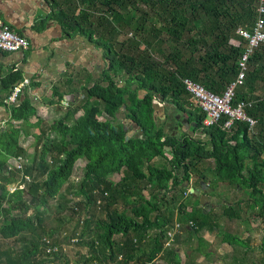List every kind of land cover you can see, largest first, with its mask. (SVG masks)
Listing matches in <instances>:
<instances>
[{
    "label": "trees",
    "instance_id": "1",
    "mask_svg": "<svg viewBox=\"0 0 264 264\" xmlns=\"http://www.w3.org/2000/svg\"><path fill=\"white\" fill-rule=\"evenodd\" d=\"M48 1L64 37L89 43L95 75L82 78L83 68L67 92L54 88L59 109L47 121L23 72H0V110L9 116L0 124V264H73L64 248L71 244L88 249L76 264H181L177 248H165L176 227L187 235L184 245L198 242L205 259L201 232L230 246L234 236L220 232V223L245 220L246 193L252 217L264 224V47L250 57L234 103H253L247 113L254 128L238 121L226 129L224 120L204 126L184 84L188 79L221 95L237 79L247 45L238 30H253L258 0ZM22 85L18 104H10ZM162 105L183 114L188 130L167 132L157 116ZM206 170L243 196L241 211L221 200L217 215L188 191L192 174L208 182ZM206 184L215 195L216 185ZM53 208L54 227L47 222Z\"/></svg>",
    "mask_w": 264,
    "mask_h": 264
},
{
    "label": "crops",
    "instance_id": "2",
    "mask_svg": "<svg viewBox=\"0 0 264 264\" xmlns=\"http://www.w3.org/2000/svg\"><path fill=\"white\" fill-rule=\"evenodd\" d=\"M53 12V4L48 0H0V22L10 25L17 34H22L31 43L30 49L25 52H0V72H23L24 79L30 85L28 95L33 103H36L39 112L52 111L54 107L59 109L56 96L54 98L53 95L54 88L62 94L67 92L68 80L75 78L83 68L87 71L82 78L86 76L85 73L95 75L94 67L86 58L89 43L83 37L65 38L60 25L53 17ZM33 85L37 87L33 88ZM157 108V116L160 120H165L169 114L167 108L163 105ZM8 119L9 116L0 110V124H4ZM229 206L234 205L229 203ZM236 219L227 220L230 226L233 224V228L240 223ZM246 220L247 218L242 221ZM253 220L251 226H247V232L238 236L247 241L249 247L252 246L250 264H262L264 225L261 219ZM242 227H246V224Z\"/></svg>",
    "mask_w": 264,
    "mask_h": 264
},
{
    "label": "rangeland",
    "instance_id": "3",
    "mask_svg": "<svg viewBox=\"0 0 264 264\" xmlns=\"http://www.w3.org/2000/svg\"><path fill=\"white\" fill-rule=\"evenodd\" d=\"M86 82L82 81L80 82V86L84 85ZM224 93V92H223ZM222 93V94H223ZM8 105H10L8 103ZM160 107V106H159ZM40 117L45 118L47 121L51 120L52 117V112L48 111V112H39ZM123 119V117L121 118ZM99 120H103V118H99ZM184 121L186 122L187 119L184 118ZM125 123V122H124ZM127 123V122H126ZM186 130H188V127H185ZM173 130V128H172ZM37 132V130H33V132ZM197 133H191L192 135H197ZM34 141V138L31 137L30 138V142L28 143V145L30 146ZM32 151V149H31ZM208 162H211L210 160H208ZM206 163V162H205ZM85 166V162L82 160L79 162V167H78V171H77V175L78 173L81 171V167ZM206 177H207V181L206 183H210L211 186L216 185L214 188V193L215 195H210V187L208 188V186H206L207 184L202 181V180H196V175L192 174L191 176V181L188 185V191L191 192L193 187L196 189H200L199 195L194 196L195 198L200 197V194H204L207 196V194H209V197L207 196V198L210 200H208L207 203H205L206 205H210L212 204V208L215 214L217 215H221L222 213V209L219 207L221 204V200L223 201V204H233V208L236 212L241 211V207L238 205V200L243 198V196L241 194L238 193L237 190L229 188L228 186H222V184H218L216 183L213 177V174L208 172L207 170L204 172ZM74 178H76V176H74ZM116 179V178H113ZM199 181V182H198ZM222 186V187H220ZM226 189V191H225ZM232 189V191H231ZM229 191V192H227ZM221 193V194H220ZM219 194V195H218ZM188 196V194H186V197ZM246 199H245V203L243 206L246 207V203H247V210H246V216L245 218H247L246 221H242L243 218L241 219H236L240 221V223L238 225H236L233 228V224L232 226H230V223L225 219L222 220L220 223V228L219 231L220 232H229V233H233L234 238L233 240L230 241V246L229 245H221L220 242V238H218V236L216 237L215 234L212 233H208L207 230L204 232H201V236L204 237V239L206 240L207 245L205 247H203V249H205L207 247V252L209 253L208 258L203 259L201 257V254H199L198 251H196V248L198 247V242L197 241H193L190 245H184V241L185 238L187 237L186 233L181 232L180 228L179 231L176 233H172L173 237L172 239H168L165 242V248L168 249H175L177 248L178 251V258L180 260L181 264H207L206 261L211 262L213 264H217L216 261H219L220 264H224L223 261H221L222 259V254L223 252L226 253V259H225V264H229L232 262L238 263V264H248V260L252 257L251 253H252V246L249 247L250 245L248 244L247 241L243 240V238L241 236L238 235H242L245 234L247 232V226L250 227L253 220L252 217V213L254 212V201L251 198V195L248 193H246ZM225 200V201H224ZM185 202L188 203L190 202V204L193 202L192 198H187L185 199ZM56 204V203H55ZM54 204V205H55ZM204 207V206H203ZM191 207L188 206V210L190 211ZM259 209V207L257 208ZM258 212V211H257ZM63 216V215H62ZM65 217V216H63ZM66 217H69L66 215ZM259 219V218H258ZM262 219V218H261ZM263 221V220H262ZM261 221V223H262ZM47 222L49 224V226H57L58 224V217H57V213L55 211V209L53 208V210L51 211V213L48 216ZM75 224V220H71L70 223L68 224L67 228H71L73 225ZM246 224V227H242ZM264 225V224H263ZM178 226H183L181 224H179ZM229 228V229H228ZM221 235V234H220ZM170 240V241H169ZM188 246H190V248H188ZM225 246V248H224ZM64 248L67 252V254L69 255V257L71 258L73 264H76V260L78 258V254H86L87 253V248H83L81 246H77V245H64ZM251 249V250H250ZM216 251V252H215ZM206 260V261H205ZM163 261H161L159 259V263L161 264ZM193 262V263H192Z\"/></svg>",
    "mask_w": 264,
    "mask_h": 264
},
{
    "label": "built area",
    "instance_id": "4",
    "mask_svg": "<svg viewBox=\"0 0 264 264\" xmlns=\"http://www.w3.org/2000/svg\"><path fill=\"white\" fill-rule=\"evenodd\" d=\"M238 34L246 41L245 52L239 61V74L237 79L232 82L223 94L219 95L207 90L204 86L193 83L191 80H185V89L189 94L193 96L195 105L203 113V125L214 126L220 124L224 120L223 127L231 129L233 125L238 122H249L251 127H254L256 120L249 116L247 109L253 107L252 102L241 101L236 105L235 100L237 96V90L243 86L248 75V62L252 54L261 47H264V0H258V19L254 24L252 31L239 29ZM31 43L24 37H21L17 33L11 31L3 23H0V49L16 53L23 50H28ZM25 85L17 88L8 102L10 104H18L21 95L23 94V88ZM179 231V228H174L169 232L168 238L172 239V233ZM170 241V240H169ZM48 246H50V243ZM50 251L52 247L50 246ZM53 250L56 252L58 248Z\"/></svg>",
    "mask_w": 264,
    "mask_h": 264
},
{
    "label": "flooded vegetation",
    "instance_id": "5",
    "mask_svg": "<svg viewBox=\"0 0 264 264\" xmlns=\"http://www.w3.org/2000/svg\"><path fill=\"white\" fill-rule=\"evenodd\" d=\"M169 114L167 115L166 119L162 123L164 125V129L173 135H180L183 131H186L185 127H188L186 125V122L184 121V115L181 113H178V111L173 106H166ZM127 126L131 124V122H125ZM173 128V130H172Z\"/></svg>",
    "mask_w": 264,
    "mask_h": 264
},
{
    "label": "water",
    "instance_id": "6",
    "mask_svg": "<svg viewBox=\"0 0 264 264\" xmlns=\"http://www.w3.org/2000/svg\"><path fill=\"white\" fill-rule=\"evenodd\" d=\"M73 97H71L70 99H72ZM191 192H194V190L192 189V191ZM194 194V193H193ZM197 195H199V193L196 191V193L194 194V196H197ZM208 202V198H207V196L206 195H204V194H201L200 195V201H199V203H200V205L201 206H205L206 204L205 203H207Z\"/></svg>",
    "mask_w": 264,
    "mask_h": 264
},
{
    "label": "clouds",
    "instance_id": "7",
    "mask_svg": "<svg viewBox=\"0 0 264 264\" xmlns=\"http://www.w3.org/2000/svg\"><path fill=\"white\" fill-rule=\"evenodd\" d=\"M255 125H256V124H255ZM254 127H255V126H254ZM254 127H253V128H254ZM196 191H197V190L194 188V194L196 193ZM197 192L199 193L200 191H197ZM200 195H201V194H200ZM198 198H199V201H200V197H198ZM208 200H209V199H208Z\"/></svg>",
    "mask_w": 264,
    "mask_h": 264
}]
</instances>
